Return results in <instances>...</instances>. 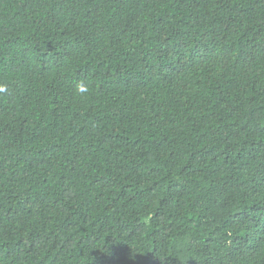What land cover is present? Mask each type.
Listing matches in <instances>:
<instances>
[{
	"label": "trees",
	"instance_id": "trees-1",
	"mask_svg": "<svg viewBox=\"0 0 264 264\" xmlns=\"http://www.w3.org/2000/svg\"><path fill=\"white\" fill-rule=\"evenodd\" d=\"M0 264H264V0H0Z\"/></svg>",
	"mask_w": 264,
	"mask_h": 264
},
{
	"label": "clouds",
	"instance_id": "clouds-1",
	"mask_svg": "<svg viewBox=\"0 0 264 264\" xmlns=\"http://www.w3.org/2000/svg\"><path fill=\"white\" fill-rule=\"evenodd\" d=\"M0 91H5V89L4 88H0Z\"/></svg>",
	"mask_w": 264,
	"mask_h": 264
}]
</instances>
